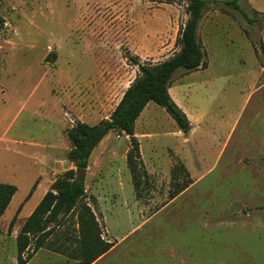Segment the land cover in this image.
<instances>
[{"label": "rangeland", "instance_id": "1", "mask_svg": "<svg viewBox=\"0 0 264 264\" xmlns=\"http://www.w3.org/2000/svg\"><path fill=\"white\" fill-rule=\"evenodd\" d=\"M206 1L198 38L207 68L177 73L171 84L180 106L200 120L196 148L183 145L172 118L150 104L148 125L135 128L140 156L153 171L142 176L143 163L138 167L137 197L149 202L141 216L123 160L127 139L108 133L107 171L95 177L107 180L90 191L103 199L105 239L119 241L105 264H264V56L258 47L264 46V0L239 2L257 20L252 24L224 0ZM0 17V183L17 188L0 217V244L16 259V236L29 210L56 178L76 172L66 158L65 132L74 115L67 114L64 91L72 92L79 111L100 98L102 115L109 114L134 79L136 67L125 55L139 58L148 50L139 58L144 64L172 56L188 6L186 0H0ZM173 153L187 160L195 182L161 208L169 200L171 169L181 162ZM77 240L74 211L55 224L41 250L67 256ZM33 249L34 241L25 257ZM39 261L40 255L32 264Z\"/></svg>", "mask_w": 264, "mask_h": 264}, {"label": "trees", "instance_id": "2", "mask_svg": "<svg viewBox=\"0 0 264 264\" xmlns=\"http://www.w3.org/2000/svg\"><path fill=\"white\" fill-rule=\"evenodd\" d=\"M188 18L180 31L178 51L168 59L156 64L141 63L137 56L127 53L125 59L137 68V73L131 81L120 101L108 119H103L95 125L75 121L65 132L70 144L67 160L77 170H86L92 150L110 132L117 131L129 137V150L126 155V165L131 174L136 195L140 188L138 167L142 165L139 143L134 137V124L148 103L163 108L172 118L175 125L183 133L190 127L185 113L176 105L169 94L175 74H187L207 68L205 51L198 38V27L206 8V0H186ZM241 0H224L223 3L240 13L248 23L257 20L250 18L239 5ZM254 11V10H253ZM254 13H256L254 11ZM4 21L0 17V27ZM247 36V35H246ZM250 36H247L249 38ZM259 52L264 56V46L258 45ZM255 49V54L258 55ZM142 176L147 173L143 169ZM171 182L168 198L174 199L185 191L193 182L185 166L178 162L170 172ZM33 186L31 191H34ZM17 188L10 184L0 183V217L9 206ZM31 196L28 194L27 199ZM84 179L77 180V172L66 171L51 184L50 189L37 204L32 213L25 219L16 236L17 263L25 264L31 255L23 258L27 249L34 241L32 253L43 248L59 220L76 211V226L78 240L76 250L68 257L78 260L80 264H91L107 253L113 243L102 238L101 229L90 203L86 202ZM90 198V202H92Z\"/></svg>", "mask_w": 264, "mask_h": 264}, {"label": "crops", "instance_id": "3", "mask_svg": "<svg viewBox=\"0 0 264 264\" xmlns=\"http://www.w3.org/2000/svg\"><path fill=\"white\" fill-rule=\"evenodd\" d=\"M148 50H145V49H142L141 50V55L138 56L139 58L141 57L142 59L144 58V56L147 54ZM142 63V62H141ZM136 73H137V68L134 69V77L136 76ZM79 78V77H78ZM70 79V78H69ZM69 81V80H68ZM69 84H71V81L68 82ZM129 85H127L128 87ZM127 87L125 88V90L127 89ZM172 87V85H171ZM171 87L169 88V94L172 98V100L176 103V105L185 113V115L187 116V119L189 121V124H190V127H189V130L187 133H183L181 130L178 129V127L175 125L174 126V130H175V134L181 138L185 137L184 138V143L183 145H186L189 146V148L192 150V152L195 151V148H196V140H195V133L197 132V130L199 129L200 127V120L196 117H193V112L190 111L189 109H184L180 106V104L176 101V99L174 98V93L171 89ZM124 90V92H125ZM66 92L67 94V101L68 102V108H67V114L69 115H74L73 117V123L75 121H80V122H83V123H86L88 125H95L97 124L98 122H100L101 120L103 119H108L110 114L112 113V111L114 110V108L116 107V105L118 104V102L120 101L121 97L117 100V102L115 103L112 111L109 113V114H106L105 116L102 115L101 111H102V105H101V100L100 98H98L97 100L95 99L93 104H89L88 105V110L86 111H79L78 110V107L75 106L74 102H73V99H72V92L68 89L67 91H64ZM80 94V93H79ZM65 102V103H66ZM151 103H148L147 106L143 109V111L141 112V114L139 115V117L137 118V120L135 121V124H134V137L137 139V136L138 134L136 133V125L139 123L141 125V128H145V126L148 125L149 123V120L147 119L145 121L144 119V116H145V113L148 111V109H150V106ZM154 104V103H152ZM155 110V108H153ZM90 112H92V114H90ZM97 117V118H96ZM146 117V116H145ZM174 123V122H173ZM175 124V123H174ZM143 128V129H144ZM117 134V136L119 137V135H124L127 139V145H126V148L123 152V160L125 162V154L126 152L128 151L129 149V137L126 136L125 134L123 133H119L117 131H115ZM108 135L107 134L99 143L98 145L92 150L90 156H89V159H88V167L87 169L84 171V175H83V179H84V185H85V180H86V177L89 175L90 177V186H86L85 185V192H86V195H87V199L86 200H90V198H92V202L90 203L92 209H93V212L96 216V219L97 221L99 222L100 225H104L105 226V231L103 232L102 234V238L105 239V233H109V230L108 228L106 227V218H105V215L103 213V209H102V206H101V202H102V197L100 195L98 196H94L93 194L90 193L91 191V188H93L97 183H101V179H103L104 181H106V177H103L99 180H95V177L101 173V171L105 168V173L107 171V165L105 163V160H106V154H107V150H108V147H107V138H108ZM142 135V134H141ZM145 137H147V134H144ZM184 135V136H183ZM116 136V137H117ZM138 141V140H137ZM139 143V142H138ZM139 150H140V146H139ZM97 151V154H96V157H95V163H96V169L97 171L96 172H92L91 173V165H89V161L90 159L92 158V155L94 154V152ZM141 155V153H140ZM173 156L180 160L174 153H173ZM141 161L144 165V170L146 171L147 175H149L150 173H152L153 171H149L146 167V165L144 164V161L142 160V157H141ZM181 161V160H180ZM181 163H183L181 161ZM126 164V163H125ZM106 165V166H105ZM183 165L185 166L186 170L188 171L189 173V176L192 180V182L194 183L195 180H193V176H192V173L189 169V165L187 163V160H184V163ZM127 167V166H126ZM91 173V174H90ZM129 173V171H128ZM106 175V174H105ZM131 177V176H130ZM193 183L185 190L183 191L182 193H180L179 195H177L174 199L172 200H168V202L163 205L161 208H163L164 206H166L168 203L172 202L173 200H176L177 198L181 197L183 194H185L187 192V190L193 185ZM133 184V183H132ZM121 182L119 181L118 182V187L120 188L121 186ZM39 186V184L37 185V187ZM36 187V188H37ZM36 190V189H35ZM47 192V189L45 188V191L43 192V196L45 195V193ZM32 196V195H31ZM30 196V197H31ZM114 196V194L112 195ZM29 197V198H30ZM28 198V199H29ZM43 198V197H42ZM41 198V199H42ZM27 199V200H28ZM40 199V200H41ZM133 203L135 204V207H136V210H137V214L138 216H141L143 214H140L139 211H141V209L143 207H147L149 204L148 201H145L144 203H141V200L140 199H143V196H139L137 197V195L135 194V192L133 193ZM12 202V200H11ZM10 202V204H11ZM38 202V201H37ZM40 202V201H39ZM38 202V203H39ZM36 203V206L37 204ZM9 204V206H10ZM126 205H128L126 203ZM9 206L7 207V209L9 208ZM35 206V207H36ZM129 206V205H128ZM35 207H32L29 212H28V215L27 217L32 213V211L35 209ZM160 208V209H161ZM6 209V210H7ZM160 209H158L157 211H159ZM5 210V211H6ZM22 211V208L20 209L19 211V214L21 213ZM157 211H155L154 213H152L151 215L155 214ZM4 214V213H3ZM129 214V213H128ZM3 216V215H2ZM1 216V217H2ZM26 217V218H27ZM25 218V219H26ZM102 223V224H101ZM136 227H139V225H137ZM136 227L134 229H136ZM133 229V230H134ZM110 235V234H109ZM110 239H105L107 242H110V243H113V246L111 247V249L105 253L103 256H101L98 260H96L94 263L92 264H105L103 261L104 259L107 257V255L113 251V249L116 247V245L119 243V241H117L115 238H113L111 235L109 236ZM122 240V239H120ZM42 256V261H39L37 264H79L78 261L76 260H73V259H70L69 257H67L66 255H62L60 253H57L56 251H51V250H37L36 252L32 253V250H31V256L30 258L25 262V264H32L33 261L38 257V256ZM23 258H25V255L23 256ZM0 264H18L17 263V256H16V259L14 257H12L10 255V250H4V246L2 244H0Z\"/></svg>", "mask_w": 264, "mask_h": 264}, {"label": "water", "instance_id": "4", "mask_svg": "<svg viewBox=\"0 0 264 264\" xmlns=\"http://www.w3.org/2000/svg\"><path fill=\"white\" fill-rule=\"evenodd\" d=\"M84 171L85 170H82V169H79L76 171L77 172V180L83 179Z\"/></svg>", "mask_w": 264, "mask_h": 264}]
</instances>
